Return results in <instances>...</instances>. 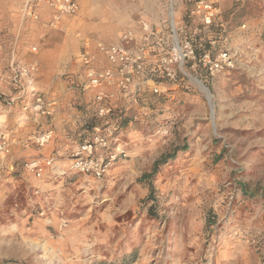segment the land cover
Masks as SVG:
<instances>
[{
  "label": "rangeland",
  "instance_id": "obj_1",
  "mask_svg": "<svg viewBox=\"0 0 264 264\" xmlns=\"http://www.w3.org/2000/svg\"><path fill=\"white\" fill-rule=\"evenodd\" d=\"M27 1L0 0V264H122L132 253L131 264H264V0H220L211 26L194 0H77L78 17L57 26L25 13ZM143 23L164 50L149 48L130 96L101 87L114 110L100 117L83 40L120 45L133 30L136 52ZM176 38L196 59L169 77L161 57ZM98 52L97 71L118 78ZM223 52L234 66L211 73L203 57ZM99 135L109 155L124 153L102 179L72 171V151Z\"/></svg>",
  "mask_w": 264,
  "mask_h": 264
},
{
  "label": "built area",
  "instance_id": "obj_2",
  "mask_svg": "<svg viewBox=\"0 0 264 264\" xmlns=\"http://www.w3.org/2000/svg\"><path fill=\"white\" fill-rule=\"evenodd\" d=\"M194 1V14L200 17L206 26H211L218 17V3L220 0ZM42 4H46L54 11L52 26L59 25L63 17L75 15L79 10L74 0H28L25 6V13L29 14L35 20L39 19L38 9ZM141 29L142 37L140 43L137 45L136 52L131 50V47L135 43V34L133 30H129L125 33L123 43L120 45L106 46L102 43L98 45L99 51L106 54L110 63L116 67V71L119 73L118 78L115 76L114 69L108 68L103 71H97L94 66V58L90 52L86 51L79 57L81 62L87 67V78L90 86L99 88L97 101L100 106L98 108V115L100 117L110 115L114 110L112 105L107 101L110 98L109 94L104 89H101V87L105 86L108 88L117 86L125 96H130V86L134 82L136 74L141 73L143 70L149 48L155 46L164 50L165 40L160 32L155 30L149 23H143ZM177 45L178 48L175 47L174 41L171 58L165 56L161 57L164 70L169 77H175L176 75V71L171 68V64L179 61L183 62L187 59H196L195 50L190 41H185L183 44L181 41H178ZM202 62L211 73H214L217 68L234 66V55L229 52H223L220 54L219 58L213 62L210 54H206ZM155 92H158V90H155ZM38 101L42 102V99H38ZM39 108H41V106H39ZM116 130L117 128H112L110 133L113 134V131ZM51 138L52 132H47L41 136L34 137V140L39 146H44ZM110 147L111 141L109 137L105 135H99L91 141L84 142L72 151L71 161L73 165L71 166V170L102 179L106 175L111 162L115 161L119 154L124 153V151L117 149L120 153L109 155ZM0 150L8 152V144L6 142L0 143ZM51 163L52 161L49 160L47 165L49 166ZM27 168L35 172L39 177L43 171V167L38 162L29 163Z\"/></svg>",
  "mask_w": 264,
  "mask_h": 264
},
{
  "label": "crops",
  "instance_id": "obj_3",
  "mask_svg": "<svg viewBox=\"0 0 264 264\" xmlns=\"http://www.w3.org/2000/svg\"><path fill=\"white\" fill-rule=\"evenodd\" d=\"M74 1H75V3H77V5L79 7V3L77 2V0H74ZM38 12H39L40 15L47 12V14L51 15V17H52V15L54 13V11L50 7H48L46 4L40 5V7L38 9ZM78 14H79V10L77 11V13L75 15H73L71 17H63L60 24L63 25L65 23V19H69V18H70L69 20L76 19L78 17ZM83 42L85 44V47L88 48L89 52H91L93 54L95 52L97 54L98 58H100V55H99V52H98V44H100L101 42H97V43L94 44V42L92 40H90V39H84ZM98 64H99V62H98ZM63 164H65V163L61 162V164L59 163V165L58 166L56 165L55 168L62 169L64 167V166H62ZM52 176H54V175H52ZM55 179H57V178H55ZM54 182H55V180H53L51 182H48L47 184H45V187H48L51 190H54V189H52L54 187L53 186ZM50 186H53V187H50Z\"/></svg>",
  "mask_w": 264,
  "mask_h": 264
},
{
  "label": "trees",
  "instance_id": "obj_4",
  "mask_svg": "<svg viewBox=\"0 0 264 264\" xmlns=\"http://www.w3.org/2000/svg\"><path fill=\"white\" fill-rule=\"evenodd\" d=\"M199 55H201V54H199ZM166 160H167V158L165 157V158H164V162H162V163H165ZM160 163H161V161H158V162L155 164L154 173L157 172V168H158V166H159ZM145 178H146V177H145ZM135 258H136V253H132V254L126 256V257L123 259L122 264H131V263L134 262Z\"/></svg>",
  "mask_w": 264,
  "mask_h": 264
},
{
  "label": "bare ground",
  "instance_id": "obj_5",
  "mask_svg": "<svg viewBox=\"0 0 264 264\" xmlns=\"http://www.w3.org/2000/svg\"><path fill=\"white\" fill-rule=\"evenodd\" d=\"M178 39L176 38V48H178ZM47 222H49L50 223V221H47Z\"/></svg>",
  "mask_w": 264,
  "mask_h": 264
},
{
  "label": "water",
  "instance_id": "obj_6",
  "mask_svg": "<svg viewBox=\"0 0 264 264\" xmlns=\"http://www.w3.org/2000/svg\"><path fill=\"white\" fill-rule=\"evenodd\" d=\"M197 81L200 83L201 81H199L198 79H197ZM202 84V83H201ZM203 85V84H202ZM204 87L206 88V86L204 85ZM207 89V88H206ZM208 90V89H207Z\"/></svg>",
  "mask_w": 264,
  "mask_h": 264
}]
</instances>
